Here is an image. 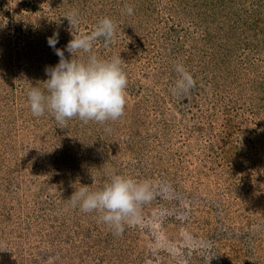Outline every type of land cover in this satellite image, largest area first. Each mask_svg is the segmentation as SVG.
<instances>
[{"label":"rangeland","instance_id":"obj_1","mask_svg":"<svg viewBox=\"0 0 264 264\" xmlns=\"http://www.w3.org/2000/svg\"><path fill=\"white\" fill-rule=\"evenodd\" d=\"M74 9L75 33L117 24L113 44H93L124 61L116 121L31 113L28 91L60 59L48 38L66 49ZM176 63L196 80L186 95ZM113 170L152 181L121 235L69 201ZM209 261L264 264V0H0V264Z\"/></svg>","mask_w":264,"mask_h":264},{"label":"clouds","instance_id":"obj_2","mask_svg":"<svg viewBox=\"0 0 264 264\" xmlns=\"http://www.w3.org/2000/svg\"><path fill=\"white\" fill-rule=\"evenodd\" d=\"M124 7L128 15L133 14L132 6ZM65 18L73 38L64 50L56 48L58 32L48 38L49 46L60 59L55 67L46 68L49 78L43 82L45 88L33 86L28 91L32 115L41 117L49 113L61 126H66L73 118H79L85 124H104L120 119L127 103L128 79L122 66L124 61L121 55L105 59L93 52V44L98 38H103L105 47L115 42L117 24L105 17L89 34H78L74 32L80 23L78 11L72 10ZM65 50L71 54L70 60L65 57ZM79 52L88 54L87 59L78 58ZM174 68L178 78L172 89L173 95H186L195 88L196 80L182 63H176ZM90 188L76 189L69 199L72 207H79L84 213L100 214L101 222L111 226L114 235L123 233L125 225L139 214L140 207L153 195L152 181H138L116 174L114 170L102 189L91 191Z\"/></svg>","mask_w":264,"mask_h":264}]
</instances>
